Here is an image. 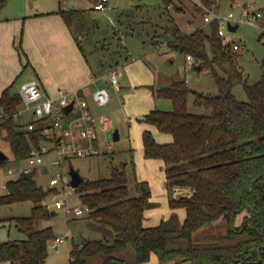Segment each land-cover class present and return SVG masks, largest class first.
Listing matches in <instances>:
<instances>
[{"label":"trees","instance_id":"1","mask_svg":"<svg viewBox=\"0 0 264 264\" xmlns=\"http://www.w3.org/2000/svg\"><path fill=\"white\" fill-rule=\"evenodd\" d=\"M199 1L208 7L217 2ZM163 3L169 6L172 0ZM6 4L7 0H0V13ZM197 8L202 13L198 4ZM57 12L68 25L78 15L75 9ZM166 29L168 48L191 54L194 65L206 67L218 87L215 94L204 93L186 79L174 78L153 87L156 96L172 100L173 108H154L142 118L173 135L172 142L161 143L145 130L144 153L163 159L170 206L185 207L186 215L181 220L172 212L158 224L146 225L145 211L155 204L149 188L131 195L125 168L114 164L109 176L84 178L75 190L90 208L89 217L113 229L115 237L74 243L70 264H148L153 254L158 264H264V72L258 81L248 82L233 42L219 34L217 21L187 32L177 24ZM261 65L264 68V56ZM237 84L243 85L247 99L234 93ZM191 95L193 104L205 111L189 109ZM21 103L12 84L0 94V129L18 162L45 137L21 128L13 116ZM36 173L7 179L6 191L0 194V205L33 203L28 215L0 218V222L14 220L17 229L27 234L25 239L0 240V262L45 264L49 243L57 236L52 225L38 226L51 210L43 204L49 191L37 182ZM176 186L190 192L173 196ZM241 212L242 223L236 225ZM219 221H224L226 231H218Z\"/></svg>","mask_w":264,"mask_h":264},{"label":"rangeland","instance_id":"2","mask_svg":"<svg viewBox=\"0 0 264 264\" xmlns=\"http://www.w3.org/2000/svg\"><path fill=\"white\" fill-rule=\"evenodd\" d=\"M98 1L7 0L6 6L0 13V19L23 20L25 30L27 26L33 31L29 33L27 43H25L24 29L21 28L14 42L17 60L19 63H24L21 67H24V69L20 71V75L18 74L12 84V89L19 91L24 81L38 78L33 74L32 64H36L35 61L38 62L39 59H33L34 56L39 58L41 52L50 47H54L55 53L62 50V46H58L59 41L48 40L51 39L48 38L49 36H44L41 32H35L37 20L41 21L40 24L44 21L49 24V20L54 18L53 16L60 15L57 12L59 9L77 10L78 15L70 26L74 37H76L75 40L79 42L81 47L78 46L82 54L86 56L90 66L93 69H101L100 71H102L101 78L104 85H96L92 92L97 87H107L110 92V100L103 106L97 105L93 101L92 95L88 99L90 103L92 102L95 112L99 114L97 117L107 116L112 123L106 136H102L104 140L110 141L111 146L103 141L100 142L101 148H107L106 151L98 153V155L64 159L60 164V170L65 173H68L70 167L74 166L86 179L109 176L112 165H120L122 158L125 160V156L120 154L119 158L118 154H115L116 151L130 146V142L133 144L134 140V136L130 135V120H132L134 109L128 112L124 108L127 101L124 91L117 92L116 88L109 84V72L112 68H116L118 72H121L120 84L126 83L128 85L131 83L130 74L128 79V72L123 67L126 59H128L145 62L152 78H155L156 86L169 84V77L172 76L176 79H186L187 83L198 91L209 94L218 92L215 79L206 67L198 69L193 60L190 61L186 58L184 52L170 50L165 43L162 45L170 37V32L167 31L166 27L177 24V22L179 26L185 22L189 27L193 25V19L203 20V15L197 8L199 0H172L169 6L165 5L163 0H107L104 9H96L94 4ZM249 1L217 0L212 5V9L221 14L233 11L237 18H241L242 4ZM253 1L252 6L260 8L264 13V0ZM70 4H72V7ZM201 26H204V24ZM263 27L264 17L254 24L240 22L236 30L226 29L225 31L226 40L240 42V47L236 49L238 52L237 60L240 69L247 75L249 83L258 81L264 72L261 65V59L264 56V36L262 35V38H260ZM119 60L121 61V68L116 67V61ZM10 64L14 66L12 62ZM122 75H124L123 78ZM123 89L125 90L124 87ZM234 93L240 99H247L242 84H237L234 87ZM193 98V95L189 98V109L198 112L205 111L204 107L193 104ZM123 99L125 100L124 104L121 102ZM157 102L161 105L160 107L165 105L170 109L173 108V102L170 99L158 97ZM30 118L31 114L24 112L20 114L19 121L25 125ZM115 130H118L120 134L119 140H114ZM4 136L5 131L0 129V149L8 155V160L0 163V194L6 190V180L17 176L9 174L8 167H16L20 163L14 160L10 144ZM115 155L118 159H114ZM133 158L136 162V154ZM55 171L53 168L47 173L38 170L36 173L37 182L48 189L51 186L50 178ZM127 171L130 176L131 193H134L133 182L135 180L131 165L127 166ZM45 198L51 204L50 210H56L57 213H51L48 218L41 220L38 226L52 225L56 233L61 232L65 236L64 241L58 243L54 242V239L50 241L49 254L45 264H70V251L74 243H81L84 239L103 238L108 241L114 239L113 229L90 218L87 210L82 214L74 212L73 208L75 206L84 208L85 204L80 198V193L73 186L68 185L67 187V183L60 182L55 190L49 192ZM55 199L64 200V206L62 208L53 206ZM158 202H161V200L158 199ZM32 205L33 203L29 200L17 201L11 205L12 207L4 205L0 207V215H28L31 213ZM67 208L70 210L67 211ZM243 215L244 212L237 215L236 225L242 223ZM221 222L217 224L218 231L224 232L226 227L224 221ZM1 231L4 232L6 239L20 237L25 234L15 228L14 224L9 227V222L1 227Z\"/></svg>","mask_w":264,"mask_h":264},{"label":"crops","instance_id":"3","mask_svg":"<svg viewBox=\"0 0 264 264\" xmlns=\"http://www.w3.org/2000/svg\"><path fill=\"white\" fill-rule=\"evenodd\" d=\"M95 8V7H94ZM54 18L49 20V24L44 21V23L40 24L41 21L37 20L35 23L37 26L35 28V32L40 33L44 36H49L48 40L51 41H59L58 46H62V50L58 52H54L53 48L45 49L41 52L40 57L33 59H39L35 61L36 64H32L33 74L38 76V78L43 82L46 89L55 94L59 87H66L68 89H79L81 94L85 95L87 98L90 97L93 88L96 85H102L101 78V69H93L89 62L86 59V56L82 54L80 49L79 42H76L74 37V33L71 30V25H68L61 15L53 16ZM35 19V18H33ZM31 20V19H30ZM202 19H193V25L187 27V24L183 22L180 24V28L183 31H191L197 26L203 25ZM23 21V20H22ZM20 20H7L6 18L0 19V94L8 85L13 84L14 80L20 75V71H22L24 63H19L17 60V51L14 48V42L17 34L20 33L21 28L24 29V41L27 43V38L31 31L30 28L25 30V26ZM25 21V20H24ZM34 24V25H35ZM178 24V22H177ZM206 25V24H204ZM43 32V33H42ZM47 34H46V33ZM45 33V34H44ZM162 43V45L165 43ZM48 43V42H47ZM80 47H79V46ZM154 45V44H153ZM187 58V57H186ZM42 60V61H41ZM189 60V59H188ZM191 61V60H190ZM194 61V59H193ZM13 63L11 65L10 63ZM29 63V62H28ZM41 63V64H40ZM194 63V62H193ZM116 67L121 68V61H116ZM123 66L128 72V79L130 74V84H120L118 81L117 85H113L116 88V91H124V94L127 97V101L125 104L126 110L130 112L134 109L132 113V120H130V135L134 136L133 144L130 142V146H126L121 150L116 151V155L120 158V154L125 156V160L120 161V163L125 168L128 175V183H129V173L127 171V166L131 165L133 169V177H134V193L131 195H138L141 190L148 189L150 190L151 196L150 199L155 203L152 207L146 209L145 211V220L144 223L146 225H156L158 224L162 218H167L171 215L172 212H177L180 216V219L183 220L186 215L185 207H177L172 208L169 203L170 190L165 184L166 172L164 161L161 158L156 157H146L144 153V142H143V132L145 130H150L155 139L161 143H167L173 141V135L170 132L161 131L156 125L148 123L144 121L142 118L145 114L150 112L154 108L161 109H170L168 106L160 107L158 104L157 98L153 92V87L156 86L155 78H152L151 72H149V68L145 62H137L126 59V62ZM200 69V67H197ZM123 69V68H122ZM91 76H94L95 81L92 82L90 80ZM121 76V72H119V77ZM124 75H122V78ZM174 78L172 76L169 77V82H171ZM29 80V79H28ZM109 82V79H108ZM110 84V82H109ZM108 84V85H109ZM104 85V84H103ZM112 85V84H110ZM163 86V85H162ZM125 88V90L123 89ZM133 87V88H132ZM164 98V97H163ZM168 99V98H167ZM94 101V100H93ZM121 102H125V100H121ZM90 103V100H89ZM130 104V105H129ZM91 110L93 111L96 118L98 113L95 112L92 102L90 103ZM111 123V120H110ZM112 126V123H111ZM110 126V128H111ZM109 128V129H110ZM101 131L102 136H106L109 131ZM120 139V134H119ZM118 139V140H119ZM102 142V141H101ZM112 151V150H109ZM134 154H136V162L134 160ZM98 155V154H95ZM116 155L114 159L116 158ZM51 154H49V157ZM113 158V157H112ZM117 161V160H115ZM44 170V166H43ZM38 172V171H37ZM145 182L147 186L143 184ZM53 189L50 186L47 190ZM6 191V190H5ZM173 196H179L181 194H187L190 192V188L188 187H179L176 186L172 190ZM4 193V192H3ZM2 194V193H1ZM158 199L161 202H158ZM12 204H10V207ZM4 206V205H0ZM12 209V208H11ZM57 213L56 210H54ZM54 213V214H55ZM7 216H16L14 214L11 215H0V218H4ZM9 222V227L14 224L16 227V222L14 220H5L0 222V240H6V236L4 232L1 231V227L5 226L6 223ZM25 233V232H24ZM57 235V233H56ZM62 235V233H60ZM59 236V235H57ZM19 239L27 238V234H23L20 237H16ZM56 240L54 239V242ZM56 243H58L56 241ZM56 246H58L56 244ZM0 264H12L10 261H1ZM148 264H158V258L155 254L152 255ZM190 264V263H188Z\"/></svg>","mask_w":264,"mask_h":264},{"label":"built area","instance_id":"4","mask_svg":"<svg viewBox=\"0 0 264 264\" xmlns=\"http://www.w3.org/2000/svg\"><path fill=\"white\" fill-rule=\"evenodd\" d=\"M107 0H99L94 4L96 9H104ZM253 0L242 4L241 18H237L233 11L227 14H221L212 7H208L198 2V6L202 10L203 23L209 24L213 21L218 22L219 34L225 36L226 29L229 24H238L240 22L246 24H254L264 17V13L260 8L252 6ZM264 28V27H263ZM234 49L240 47V42H233ZM187 59L193 60L191 54L186 55ZM90 80L95 81L94 76ZM119 81V72L116 68H112L109 72V82L117 85ZM19 93L22 97V103L14 112V118L20 122L21 128L26 132H39L45 137L41 139L39 145H32L29 155L18 166H9L8 172L11 175H20L29 173L33 170H41L43 173L50 172L55 169V173L50 178V185L53 187L49 192H53L58 183L63 182L71 186L70 173L60 170V164L64 159L72 157H86L106 151L101 148L100 142L103 141L111 146L109 140L101 138V131L110 128V119L107 116L96 118L91 110L89 99L81 94L79 89H68L59 87L55 94L49 92L39 78H31L24 81ZM94 102L103 106L110 100V92L107 87H97L92 93ZM70 102H73L69 111L65 110ZM29 112L31 118L23 124L19 121L20 114ZM49 154L51 156L49 157ZM43 166H47V170H43ZM43 204L50 208L48 200L45 198ZM65 202L61 199H55L53 206L62 208ZM70 209L67 208V211ZM76 214H82L90 208L75 206L73 208ZM65 236L59 235L55 237L57 242L64 241Z\"/></svg>","mask_w":264,"mask_h":264},{"label":"water","instance_id":"5","mask_svg":"<svg viewBox=\"0 0 264 264\" xmlns=\"http://www.w3.org/2000/svg\"><path fill=\"white\" fill-rule=\"evenodd\" d=\"M70 6L72 7V4H70ZM238 27V24L234 23V24H229V28L230 30H236ZM73 102H70L67 106H65V110L69 111L72 107ZM114 140H118L119 139V132L118 130H115L114 132ZM8 155L6 154V152H4L2 149H0V162L7 159ZM44 170H47V166H44ZM69 173L71 175V186H73L74 188H76L77 186H79V184L83 181L84 176L80 173V171L75 168L74 166L70 167ZM52 189V188H51ZM50 189V190H51ZM51 213H55L54 210H51ZM61 232H57V235H60Z\"/></svg>","mask_w":264,"mask_h":264}]
</instances>
